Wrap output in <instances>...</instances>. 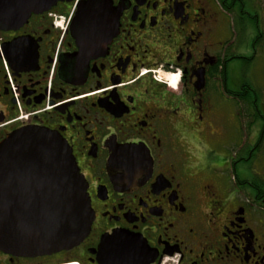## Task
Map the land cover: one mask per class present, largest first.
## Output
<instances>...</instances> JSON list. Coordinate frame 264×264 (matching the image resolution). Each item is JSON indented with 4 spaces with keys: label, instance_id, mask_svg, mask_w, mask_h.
<instances>
[{
    "label": "flooded vegetation",
    "instance_id": "1",
    "mask_svg": "<svg viewBox=\"0 0 264 264\" xmlns=\"http://www.w3.org/2000/svg\"><path fill=\"white\" fill-rule=\"evenodd\" d=\"M25 128L93 219L0 264H264V0H0V142Z\"/></svg>",
    "mask_w": 264,
    "mask_h": 264
},
{
    "label": "water",
    "instance_id": "2",
    "mask_svg": "<svg viewBox=\"0 0 264 264\" xmlns=\"http://www.w3.org/2000/svg\"><path fill=\"white\" fill-rule=\"evenodd\" d=\"M92 219L84 179L57 133L25 128L0 142V250L24 257L68 250Z\"/></svg>",
    "mask_w": 264,
    "mask_h": 264
},
{
    "label": "built area",
    "instance_id": "3",
    "mask_svg": "<svg viewBox=\"0 0 264 264\" xmlns=\"http://www.w3.org/2000/svg\"><path fill=\"white\" fill-rule=\"evenodd\" d=\"M176 80H177V79L174 80V78H173V76H172V77H169V78L167 79V82H168L169 84H171L172 81H176Z\"/></svg>",
    "mask_w": 264,
    "mask_h": 264
},
{
    "label": "bare ground",
    "instance_id": "4",
    "mask_svg": "<svg viewBox=\"0 0 264 264\" xmlns=\"http://www.w3.org/2000/svg\"><path fill=\"white\" fill-rule=\"evenodd\" d=\"M175 80V79H174ZM171 86L173 87L174 86V82L171 83Z\"/></svg>",
    "mask_w": 264,
    "mask_h": 264
}]
</instances>
